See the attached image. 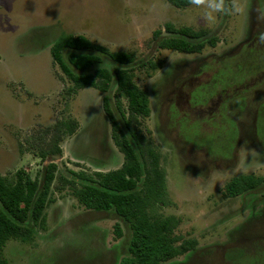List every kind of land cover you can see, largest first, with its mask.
Listing matches in <instances>:
<instances>
[{
  "label": "rangeland",
  "instance_id": "rangeland-1",
  "mask_svg": "<svg viewBox=\"0 0 264 264\" xmlns=\"http://www.w3.org/2000/svg\"><path fill=\"white\" fill-rule=\"evenodd\" d=\"M166 22L206 29L205 37H215V44L200 53L159 48L152 33L160 28L166 34ZM60 31L82 33L111 50L161 63L153 71H133L135 83L149 95L150 114L140 119V128L160 152L166 173L167 201L159 213L178 216L176 232L197 240L193 250L162 264H264V181L235 197L223 194L233 175L264 177L254 108L264 102V70L248 79L247 88L225 92L244 90L249 104L254 101L244 108L238 127L218 114L217 94L201 104L192 102L191 94L219 69L216 58L242 51L245 47H237L251 39L259 43L264 0H194L183 8L166 0H0V174L24 169L35 177L49 161L58 168L53 200L45 208L46 230L35 229L31 243L8 240L3 247L8 264H120L128 252L130 230L121 217L86 209L69 190H59V173L106 171L123 160L102 108L104 93L92 88L67 92L71 83L52 62L45 41ZM260 43L264 52V36ZM202 61L208 66L199 69ZM113 90L114 85L109 96L120 119ZM122 103L125 107L123 98ZM70 119L77 129L62 136L61 155L42 160L34 148L42 130Z\"/></svg>",
  "mask_w": 264,
  "mask_h": 264
},
{
  "label": "trees",
  "instance_id": "trees-1",
  "mask_svg": "<svg viewBox=\"0 0 264 264\" xmlns=\"http://www.w3.org/2000/svg\"><path fill=\"white\" fill-rule=\"evenodd\" d=\"M166 1L183 8L194 0ZM163 30L166 32L164 35L160 28L152 33L154 39L159 38L157 46L181 53H200L206 45L213 46L216 41L215 37L206 38L207 30L202 28L175 27L166 22ZM257 34L258 44L251 40L239 48L245 47L242 51L235 50L231 55L215 59L219 69L212 71L208 81L191 91L192 102L198 99L201 100L198 104H201L217 94L218 114L225 116V121L237 124L244 108L253 107L254 101L249 104L244 90H230L229 95L225 92L239 85L247 88L248 79L264 70V52L260 48L263 31H257ZM45 42L49 45L52 62L71 83L67 92L92 88L104 93L102 108L110 125V136L123 157L119 167L106 171L70 169V177L59 173L58 179L62 182L59 190H69L78 204L86 209L113 212L127 223L130 230L128 252L120 258V264H162L193 250L197 240L176 232L180 218L159 213V207L167 201L166 173L159 164L160 152L140 128V119L150 114L149 95L135 83L133 71L135 67L153 71L160 68L161 63L152 59H136L133 51L111 50L82 33L60 31ZM206 66L208 62L202 61L198 68ZM113 85V100L120 119L115 115L109 96ZM230 101H233L232 106L228 105ZM255 107V132L264 150V102L256 103ZM76 129L75 119L59 120L45 127L41 132L42 141L34 146L38 156L44 160L61 155L62 136L72 135ZM57 170L56 162L49 161L35 177L24 169L0 174V264H8L3 255V247L8 240L31 243L35 229L46 230L45 208L53 200L50 191ZM263 181L261 175L239 173L224 183L223 194L235 197L258 187ZM114 231L116 237H121L118 223H115Z\"/></svg>",
  "mask_w": 264,
  "mask_h": 264
},
{
  "label": "flooded vegetation",
  "instance_id": "flooded-vegetation-1",
  "mask_svg": "<svg viewBox=\"0 0 264 264\" xmlns=\"http://www.w3.org/2000/svg\"><path fill=\"white\" fill-rule=\"evenodd\" d=\"M252 35V34H251ZM250 37V36H249ZM250 38H252V36L250 37ZM251 40H253V39H251ZM242 45H239L237 48H240ZM221 99H219V101H220ZM251 190H253V189H251ZM251 190H248L247 192H249V191H251ZM246 192V193H247Z\"/></svg>",
  "mask_w": 264,
  "mask_h": 264
}]
</instances>
